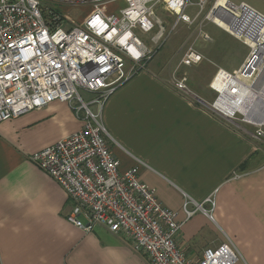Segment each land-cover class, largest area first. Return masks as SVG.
<instances>
[{
    "label": "built area",
    "instance_id": "built-area-1",
    "mask_svg": "<svg viewBox=\"0 0 264 264\" xmlns=\"http://www.w3.org/2000/svg\"><path fill=\"white\" fill-rule=\"evenodd\" d=\"M111 4L117 8L105 12ZM85 5L91 10L80 25L69 26L58 13L60 7ZM208 5L209 0H0V123L54 101L69 104L81 128L34 153L31 161L68 195L71 225L84 232L104 227L149 264H235L240 258L228 240L204 249L195 260L185 257L176 245L181 224L177 213L162 208L155 190L139 180L140 162L120 171L101 117L107 99L141 70L137 67L150 53L137 33L149 35L161 26L157 7L174 18L170 32L183 23L195 28L194 39L206 42L210 37L197 20ZM191 7L193 16L186 13ZM213 17L224 27L214 24ZM204 21L248 49L237 71H224L220 89L213 84L222 70L209 83L217 96L211 111L253 128V137L264 142V14L243 2L213 0ZM160 36L152 42L157 44ZM202 59L192 43L180 66L191 67ZM186 81V76L175 80V89L184 92ZM239 100L246 104V113L240 105L230 114L219 109L222 101ZM198 211H204L203 205L188 200L182 205L185 220Z\"/></svg>",
    "mask_w": 264,
    "mask_h": 264
},
{
    "label": "crops",
    "instance_id": "crops-1",
    "mask_svg": "<svg viewBox=\"0 0 264 264\" xmlns=\"http://www.w3.org/2000/svg\"><path fill=\"white\" fill-rule=\"evenodd\" d=\"M212 2L197 20L203 29ZM147 36L138 38L150 50L156 42L152 37L150 44L144 42ZM162 49L103 106V125L119 120L133 135L132 158L125 150L117 159L113 151L119 169L140 162L139 180L155 190L162 208L177 213L176 245L187 259L228 240L240 256L235 264H264V142L253 137V130L213 113L192 98L195 94L176 90L168 80L167 58L156 60ZM243 61L231 71L213 63L203 74H231ZM199 93L203 103H213ZM81 125L71 106L60 101L0 123V264H149L104 227L84 232L71 225L68 195L31 161L34 153ZM185 200L203 205L204 211L185 220Z\"/></svg>",
    "mask_w": 264,
    "mask_h": 264
},
{
    "label": "rangeland",
    "instance_id": "rangeland-1",
    "mask_svg": "<svg viewBox=\"0 0 264 264\" xmlns=\"http://www.w3.org/2000/svg\"><path fill=\"white\" fill-rule=\"evenodd\" d=\"M213 0H209V3ZM231 2L237 4L240 1H246L248 5L257 10L260 13L264 14V2L261 0H230ZM115 8L114 5H107L103 9L105 12H112ZM91 7L90 6H82L80 8L73 7H60L58 13L66 19L69 26L80 25L83 20L90 14ZM195 10L189 9L186 11L188 15L194 13ZM204 14V13H203ZM203 14L199 17V20L203 17ZM156 18L161 22V26H156L155 30L150 33L147 37L148 39H144V42L151 43V37H158L157 44L155 46L149 45L150 53L147 55L146 59L137 67L143 68L146 61L151 57L154 51L162 49L160 54L157 56V61H162L167 58V62L164 64L169 67V82L174 86L175 80L180 79L182 76H186V90L182 93L190 94L189 96L193 99H198L200 91H204L202 95L203 98L208 100L209 102L217 98L216 94L209 90V83L213 78L212 75H204L203 72L212 70V64L224 68L225 70H230L233 68H238L240 62L243 61L247 54L248 49L245 45L233 39L223 30L216 27L211 22H205L204 26L207 33L211 39L204 42L201 39H194L195 33H193L192 28H188L183 23L178 24L176 27L172 29L170 32V28L174 24V18L167 13L163 8L157 7L155 11ZM160 27L163 30H160ZM161 31V32H160ZM143 33L138 32L137 35L140 36ZM194 43V48L204 57L202 63L194 65L192 67H183L180 66V61L185 53V50L189 44ZM208 59L211 63L206 60ZM212 73V72H211ZM193 92V93H192ZM82 97L86 99V95L82 94ZM92 111H95V108H91ZM74 111V110H73ZM102 117V115H101ZM232 125L245 128L252 131V128H249L247 125L241 123L239 120L231 121ZM103 124V122H102ZM105 130L108 134V142L112 151H114L117 159L120 158V153H124V151H128V155L132 158L134 156V141L130 140L132 137V132L129 131L128 127L122 125L119 120H110L109 127L106 125Z\"/></svg>",
    "mask_w": 264,
    "mask_h": 264
},
{
    "label": "bare ground",
    "instance_id": "bare-ground-1",
    "mask_svg": "<svg viewBox=\"0 0 264 264\" xmlns=\"http://www.w3.org/2000/svg\"><path fill=\"white\" fill-rule=\"evenodd\" d=\"M212 20H213L214 24H217L220 27H224V25L216 17H213ZM224 77L226 78L227 74L222 70V72L219 74V76L216 78V80L213 84L217 89L221 88V86L224 82ZM242 104H244V106H246V104L240 100L237 103H232L229 101H222L221 103H219V109L226 114H230L236 105H240L239 107H241V112L246 113V110L242 109V107H243Z\"/></svg>",
    "mask_w": 264,
    "mask_h": 264
},
{
    "label": "water",
    "instance_id": "water-1",
    "mask_svg": "<svg viewBox=\"0 0 264 264\" xmlns=\"http://www.w3.org/2000/svg\"><path fill=\"white\" fill-rule=\"evenodd\" d=\"M197 101L201 102L203 105H205L208 109L212 110V107L210 105H206L205 103H203L200 99H197ZM220 117H222L224 120L231 122L227 117H225L224 115L218 114Z\"/></svg>",
    "mask_w": 264,
    "mask_h": 264
}]
</instances>
